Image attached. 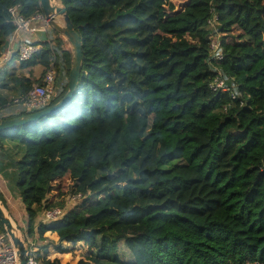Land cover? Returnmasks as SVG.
<instances>
[{"label":"trees","instance_id":"obj_1","mask_svg":"<svg viewBox=\"0 0 264 264\" xmlns=\"http://www.w3.org/2000/svg\"><path fill=\"white\" fill-rule=\"evenodd\" d=\"M63 3L81 41L77 88L47 115L0 131L4 174L25 211L18 225L25 239L37 233L39 264H69L58 254L75 243L86 248L77 264H264V0H192L195 21L169 34L160 30L175 16L170 0ZM13 6L24 18L41 12L38 0H0V58ZM54 31L62 83L49 105L66 93L72 62ZM36 44L30 59L0 68V120L25 114L10 113L11 101L50 65L48 42ZM219 72L227 91L210 86ZM68 173V195L81 198L61 219L38 220L65 206L49 193Z\"/></svg>","mask_w":264,"mask_h":264},{"label":"built area","instance_id":"obj_2","mask_svg":"<svg viewBox=\"0 0 264 264\" xmlns=\"http://www.w3.org/2000/svg\"><path fill=\"white\" fill-rule=\"evenodd\" d=\"M11 21L15 25L12 39L16 40L17 43V56L19 60H28L34 53L39 49L37 42L46 41L48 42L49 48L53 53V38H50L49 31L51 25L49 20L45 18L43 12H38L28 18H24L19 14V7L13 6L8 9ZM37 33H44L45 39H41ZM35 36V37H33ZM29 37H32L29 39ZM36 42V43H35ZM211 55L219 59L221 57L220 43L217 36L211 37L209 46ZM12 47L8 49L10 52ZM31 88L23 97L15 98L11 101L12 105H21L22 111L25 113H32L42 110L49 106L57 86L62 83L56 78V67H55V55L50 60L49 67L41 74L40 77L36 78ZM211 88L214 91H227L228 88L225 84V80L222 74L219 72L210 83ZM66 206L64 207H52L42 212L40 220L42 222H49L53 220H59L63 217L67 208L74 205L76 201L81 198L80 194L67 195ZM29 245V252L26 259V264H39L38 260V245L32 239L27 237ZM0 264H16V255L13 243L7 233L2 230L0 231ZM256 264V263H254Z\"/></svg>","mask_w":264,"mask_h":264},{"label":"water","instance_id":"obj_3","mask_svg":"<svg viewBox=\"0 0 264 264\" xmlns=\"http://www.w3.org/2000/svg\"><path fill=\"white\" fill-rule=\"evenodd\" d=\"M38 3L45 18L49 20L51 27L55 29L60 35H62L68 41L69 46L71 47L72 62L68 74L67 91L57 103L49 105L42 110L26 113L22 116L0 120V131L28 122L36 121L42 116H45L51 111L61 107L75 92L80 79L82 68V49L80 36L73 28L69 15L66 12V7L63 3V0H38ZM58 17L62 19L61 25L57 22ZM37 34L42 40L45 39L44 33ZM16 47L17 45L14 46V48ZM0 223L13 243L16 255V264H26V259L29 252L28 242L25 239L19 225L7 210L1 199Z\"/></svg>","mask_w":264,"mask_h":264},{"label":"rangeland","instance_id":"obj_4","mask_svg":"<svg viewBox=\"0 0 264 264\" xmlns=\"http://www.w3.org/2000/svg\"><path fill=\"white\" fill-rule=\"evenodd\" d=\"M173 5H174V9H173V14H175V16L170 20L169 23L165 24L163 27H161V32L165 33V34H169L173 29H181V28H185L186 26H189V24L191 23V21H195L194 19L196 18L193 15V11L191 12L190 9V4L192 3V0H170ZM209 0H195L196 2V8H198L200 5H203L204 3H207ZM191 12V13H190ZM192 22V23H193ZM263 25H264V16H263ZM170 31V32H168ZM234 33H236L235 31H233ZM57 34H59L57 32ZM60 35V34H59ZM264 37V30H263V34H262V38ZM32 37H29V39H31ZM64 39V38H63ZM63 43L65 45V47L69 48V44L68 42L64 39ZM37 76L40 74H42V69H39L38 72H36ZM19 106V105H18ZM26 114V113H25ZM7 147L8 143H7ZM11 147V146H10ZM10 147L8 148L9 150V154L10 157H12L13 159H17L19 158V156L21 155L19 152H13L10 150ZM61 147L65 148L68 152H69V159L67 161H69V164L73 161V159L75 158V150H71L72 147V142L68 141L66 143H63L61 145ZM47 153L51 156V157H56V152H53L51 150H48ZM72 178L71 176H69V173L66 174L64 177L56 179L53 182V189L52 191L49 193V195H54L53 198L57 199V200H61L64 202L67 200V195L69 193V188L70 185L72 183ZM60 193V194H59ZM56 200V201H57ZM68 201V200H67ZM66 206V204H65ZM35 235L29 237L30 240L34 239L35 241ZM50 242H57V240L54 239H50ZM44 243H47L46 241H44ZM58 243V242H57ZM73 245V244H71ZM73 248H71L72 253H66V254H61V256L58 254L59 259L61 260V262H68L69 264H77L79 260H86L85 257V253H86V248L82 246V244L79 243H75L73 246ZM49 249H52V247H49ZM119 256L120 259L122 260H131L132 259V254L130 252L127 251V249L124 248V246H122V244L119 245ZM52 253H54L52 251Z\"/></svg>","mask_w":264,"mask_h":264},{"label":"crops","instance_id":"obj_5","mask_svg":"<svg viewBox=\"0 0 264 264\" xmlns=\"http://www.w3.org/2000/svg\"><path fill=\"white\" fill-rule=\"evenodd\" d=\"M57 22L61 25L62 19L60 17H58L57 18ZM54 30L55 29H53L51 27V29L49 31L50 38H54V36H55V31ZM33 37H35V36H33ZM61 37H63V36L61 35ZM15 45H17L16 40H13L11 38L8 47L6 48V50L4 51V53L2 54V56L0 58V68L2 66H5L6 65L5 63H7V61H9L12 58V56L15 57V55H17V53H16L17 52V48H14ZM11 47H12V50L9 52L8 49L11 48ZM70 51H71V49H70ZM4 69H6V68H4ZM4 69L0 70V74L2 73V71ZM39 69H41V67H38L37 66L36 67V72H38ZM40 76H41L40 74L38 76L36 75V78L37 77H40ZM2 78H3V76L0 75V79H2ZM22 108L23 107L21 105H19V106L18 105H12L11 106V112L10 113H13V114L19 113V112L22 111ZM6 146H7V144H6ZM8 146L10 147V143H8ZM5 161H6V158H3L0 155V194H1V196L3 197V199L5 201V204H6L5 207L11 213L12 217L15 219V221L17 222V224L19 223L20 225L24 226L25 225V223H24V221H25V219H24L25 218L24 206L22 205L18 194H16L13 191L12 181H10L6 177V175L4 174L5 171H7L6 170L7 169L6 168L7 165H6V162ZM41 215H42V213L39 214L38 220H40ZM34 235L36 236L35 237V243L40 244L41 241L38 239L37 233H34ZM46 238H48V239L50 238V239L56 240L57 239V236L55 234H53V233H46V235L44 236V239H46Z\"/></svg>","mask_w":264,"mask_h":264}]
</instances>
